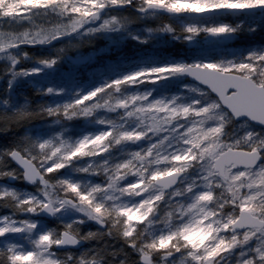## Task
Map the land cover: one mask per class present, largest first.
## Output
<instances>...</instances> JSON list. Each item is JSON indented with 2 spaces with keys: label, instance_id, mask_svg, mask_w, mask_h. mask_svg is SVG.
Wrapping results in <instances>:
<instances>
[{
  "label": "snow or ice",
  "instance_id": "obj_1",
  "mask_svg": "<svg viewBox=\"0 0 264 264\" xmlns=\"http://www.w3.org/2000/svg\"><path fill=\"white\" fill-rule=\"evenodd\" d=\"M19 3L12 15L53 9L60 22L25 33V40L43 37L32 44L0 32V59L11 69L0 82V111L19 122L39 107L51 121L5 151L14 167L0 184L22 190L19 206L26 209L24 214L0 210V245H6L9 264H55L45 251L59 247L51 244L52 227L59 235L89 221L104 225L110 215L123 222L129 249L137 248L136 237L142 236L140 264H216L224 255L236 264H264V49L236 59L211 58L199 45L200 34L216 40L237 28L182 19L264 6V0H143L135 8V0ZM109 3L113 11L134 10L136 20L150 21L144 35L131 29L129 18H109ZM67 16L72 19L65 24ZM120 33L140 43L179 40L192 54L96 84L82 77L97 53L62 57L44 47L69 37ZM24 47L41 53L39 67L11 55ZM158 82L162 87H155ZM85 86L68 97L70 89ZM49 178L71 198L53 199L58 194ZM33 184L40 195L28 191ZM26 231L28 248L19 243Z\"/></svg>",
  "mask_w": 264,
  "mask_h": 264
},
{
  "label": "clouds",
  "instance_id": "obj_2",
  "mask_svg": "<svg viewBox=\"0 0 264 264\" xmlns=\"http://www.w3.org/2000/svg\"><path fill=\"white\" fill-rule=\"evenodd\" d=\"M142 2L143 0H135L133 8L142 6ZM20 7L19 0H0V32H12L20 36L21 39L16 41V43L32 44L34 39L38 41L43 37L33 38L30 36L28 40H25L23 38L25 33L39 32L42 28H49L60 22V18L57 17L53 9L34 8L26 16L11 14L15 13ZM39 10L44 11L41 12ZM106 15L109 18L115 15L121 18H129L133 23L139 22V20L135 19V13L125 10L113 11L110 3L106 9ZM71 19V16L64 17L63 23L67 24ZM234 27L239 28L240 25L237 24ZM103 36V34H100L92 38L85 37L83 39L69 37L59 42L54 41L51 44L44 45V47L48 49L50 54L67 57L77 52H82L86 48L94 47L96 42ZM59 48H64L65 51L57 53L55 50ZM11 55L19 62H28L35 67H39L38 64H35L36 59L41 56L39 51L29 50V48L24 47L15 49ZM10 70L8 61L0 59V82L4 80L6 72ZM21 95L27 94L21 93ZM36 95L37 93L33 92V99ZM41 102V100H34L37 105ZM27 115V119L16 122L10 120L6 114L0 111V178H3L5 173L10 174V170L14 167L5 151L17 147L20 138L30 134L34 129L51 124V121H48L47 116L42 114V109L39 107H36L34 111ZM55 130V127H53V131ZM49 182L56 186L55 192L58 194L53 196V199L71 198V193L65 195L67 190L58 185L56 180L49 178ZM31 189L33 195H40L41 189L38 184L31 185ZM20 191L22 190H16L0 184V196L4 197L0 199V210L24 214L26 209L19 206ZM13 192L16 195H13ZM127 199L132 200L133 197L128 196ZM67 211L71 212L72 210L67 209ZM12 218L14 219L15 216ZM104 225L94 224L89 221L86 225L64 229L59 235H56L57 228L54 226L50 229L52 233L51 244L59 245V247H50V249L45 251L51 253L55 264H140V258L136 253L139 243L142 241V236L137 235L136 237L138 247L129 249L127 241L121 235L123 230L122 221L117 223L116 217L110 215L106 218ZM155 227L158 229L160 225L157 224ZM23 235L24 240L19 243L24 248H28L30 247L28 241L31 239V234L26 231ZM180 243L183 242L181 241ZM3 247H6V245H0V264H9L7 254L2 250ZM154 264H165V262L157 260L154 261ZM168 264H171V262L169 261ZM216 264H236V262L232 256L224 255L219 257Z\"/></svg>",
  "mask_w": 264,
  "mask_h": 264
},
{
  "label": "trees",
  "instance_id": "obj_3",
  "mask_svg": "<svg viewBox=\"0 0 264 264\" xmlns=\"http://www.w3.org/2000/svg\"><path fill=\"white\" fill-rule=\"evenodd\" d=\"M39 11L43 12L44 10ZM131 12L134 13V10ZM257 16L258 14L256 13H250L239 15L228 14L225 16L217 15L202 19L184 17L182 19L202 24H217L222 22L229 23L231 26L239 24L240 27L237 28L236 31L237 36H232L229 39V42L205 48L207 49V55L211 58L236 59L240 56L247 55L249 51L264 49V36H262V31L264 30V17L260 18ZM166 18L167 17H165V19ZM256 26L259 29L255 28ZM245 33H248L249 38L252 37L251 40L243 39L242 35ZM108 38L103 36L96 42L94 47L86 48L82 51L85 54L97 53L94 57V63L89 66V70L84 74L82 80L94 79L95 83L99 84L103 83L106 79L114 78L117 75H123L143 66L162 63L164 60L172 57H181L192 54L189 46L179 40H168L169 42L163 44L161 47L142 44L141 46H135L134 44L126 48V45L121 44L117 46V50L120 49L121 51L114 53V45L110 44V41L107 40ZM170 42L172 44H169ZM101 49L104 51L100 52ZM75 55L76 53L69 57H74ZM67 66V63L63 64V67L66 68ZM52 83L55 84L57 82L53 81ZM157 87H162V85H158ZM174 87H179V85H175ZM82 89L87 90V86ZM76 90L77 89H70L67 95H72ZM28 191H32L31 187L28 188Z\"/></svg>",
  "mask_w": 264,
  "mask_h": 264
},
{
  "label": "rangeland",
  "instance_id": "obj_4",
  "mask_svg": "<svg viewBox=\"0 0 264 264\" xmlns=\"http://www.w3.org/2000/svg\"><path fill=\"white\" fill-rule=\"evenodd\" d=\"M257 17H264V12H261V14H258ZM150 21H139V22H134L130 27L132 30L134 31H139L141 36L144 35V32H143V29H144V24L145 23H149ZM187 22H192V21H187ZM194 23V22H192ZM201 26H207V25H211V24H215V23H206V24H202V23H198V22H195ZM229 24V23H228ZM234 27V26H233ZM257 29H259L257 26L255 27ZM262 28V27H261ZM237 33V32H236ZM232 34L230 35L229 37L227 38H219L218 40H211L209 38L206 37V35H204L203 33L200 34V38H199V45L200 47H203V48H207V47H213V46H218V44H224L226 42H229V39L232 37V36H237V34ZM262 36H264V30L262 31ZM243 39L245 40H251V38L248 37V33H245L242 35ZM108 38V37H106ZM107 40L110 41V44H113L114 45V53H118L119 51H121L120 49L117 50V46L121 45V44H124L126 45L125 47L128 48L132 45L135 44V46H138L141 44L142 45H149V46H156V47H161L163 44H166L168 43V39L166 37L162 38V39H155V40H149L147 43H140L139 41L135 40V39H132L131 37L127 36L125 33H120L119 35H115V36H112V37H109ZM118 41V43H114L113 41ZM124 41V42H123ZM169 44H172L171 42ZM185 44V43H184ZM121 48V47H119ZM110 51V49H109ZM138 69V68H137ZM136 70V69H134ZM133 71V70H131ZM158 85H161L159 82L155 85V87H157ZM150 87L152 85H149ZM80 91H86L82 88H79L76 90V92H80ZM122 93L124 92V90L122 89L121 90ZM75 92V93H76ZM69 98L71 97L68 96ZM3 211H7V210H3Z\"/></svg>",
  "mask_w": 264,
  "mask_h": 264
},
{
  "label": "water",
  "instance_id": "obj_5",
  "mask_svg": "<svg viewBox=\"0 0 264 264\" xmlns=\"http://www.w3.org/2000/svg\"><path fill=\"white\" fill-rule=\"evenodd\" d=\"M264 11V6H254L252 8H246L242 10H221V11H215V12H209L205 14H184V17H189V18H206L210 16H217V15H228V14H236L239 15V13L243 14H250V13H261ZM218 40V39H217Z\"/></svg>",
  "mask_w": 264,
  "mask_h": 264
}]
</instances>
